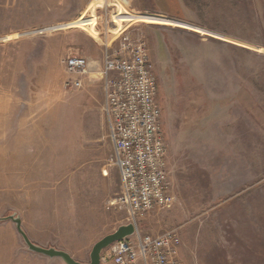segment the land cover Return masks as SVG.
<instances>
[{"label": "rangeland", "instance_id": "374dc122", "mask_svg": "<svg viewBox=\"0 0 264 264\" xmlns=\"http://www.w3.org/2000/svg\"><path fill=\"white\" fill-rule=\"evenodd\" d=\"M231 3L0 0V264H65L30 251L12 215L33 243L83 263L125 224L109 206L121 182L101 76L75 90L64 65L80 51L99 66L125 31L154 67L177 200L139 230L175 231L183 264H264V35L236 17L264 0Z\"/></svg>", "mask_w": 264, "mask_h": 264}, {"label": "built area", "instance_id": "2783aa9c", "mask_svg": "<svg viewBox=\"0 0 264 264\" xmlns=\"http://www.w3.org/2000/svg\"><path fill=\"white\" fill-rule=\"evenodd\" d=\"M102 51L99 66L80 51L64 59L66 85L80 90L84 78L101 76V112L112 145L110 162L118 169L121 189L109 206L126 214L125 224L134 227L133 236L113 243L102 262L113 264H183L178 235L166 231L142 233L139 224L154 212L177 202L168 190L169 170L162 107L156 98L154 67L146 43L125 32Z\"/></svg>", "mask_w": 264, "mask_h": 264}, {"label": "water", "instance_id": "95a60500", "mask_svg": "<svg viewBox=\"0 0 264 264\" xmlns=\"http://www.w3.org/2000/svg\"><path fill=\"white\" fill-rule=\"evenodd\" d=\"M8 219L12 220L16 224L19 234L23 238L30 251L50 259H61L65 264H101V256L107 248H109L113 243L129 238L134 234V227L132 224H124L119 226L116 231L105 236L93 246L89 256V262L83 263L75 260L69 253L65 251L54 247H42L33 243L23 230L21 226V219L19 217L12 215L8 217Z\"/></svg>", "mask_w": 264, "mask_h": 264}, {"label": "trees", "instance_id": "16d2710c", "mask_svg": "<svg viewBox=\"0 0 264 264\" xmlns=\"http://www.w3.org/2000/svg\"><path fill=\"white\" fill-rule=\"evenodd\" d=\"M231 2H232L231 3L232 7L240 9V6H239L240 0H238V1L237 0H231ZM255 15H256V18L254 16H252V13H249V12L246 13V12L240 11L239 13H237L236 17H237V20L242 22L245 27H247V25H250V24L255 22V25L257 28H259L258 30L260 31V33L262 35H264V11L259 13V15L258 14H255ZM223 33L225 35L232 36L231 35L232 33H226V32H223ZM242 38H244V37H242ZM263 47H264V45H263Z\"/></svg>", "mask_w": 264, "mask_h": 264}, {"label": "bare ground", "instance_id": "6f19581e", "mask_svg": "<svg viewBox=\"0 0 264 264\" xmlns=\"http://www.w3.org/2000/svg\"><path fill=\"white\" fill-rule=\"evenodd\" d=\"M101 5V4H100Z\"/></svg>", "mask_w": 264, "mask_h": 264}]
</instances>
